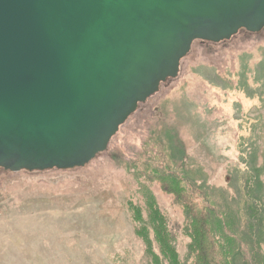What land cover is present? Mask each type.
Segmentation results:
<instances>
[{"label":"rangeland","instance_id":"rangeland-1","mask_svg":"<svg viewBox=\"0 0 264 264\" xmlns=\"http://www.w3.org/2000/svg\"><path fill=\"white\" fill-rule=\"evenodd\" d=\"M168 144L216 188L231 190L233 172L245 170L241 157L255 158L264 193V30L194 41L177 76L86 165L0 170V264H150L135 235L132 211L149 214L137 176L148 160L173 157ZM150 188L183 256L181 212L158 182Z\"/></svg>","mask_w":264,"mask_h":264},{"label":"water","instance_id":"water-1","mask_svg":"<svg viewBox=\"0 0 264 264\" xmlns=\"http://www.w3.org/2000/svg\"><path fill=\"white\" fill-rule=\"evenodd\" d=\"M264 30V0H0V169L82 167L194 41Z\"/></svg>","mask_w":264,"mask_h":264},{"label":"trees","instance_id":"trees-1","mask_svg":"<svg viewBox=\"0 0 264 264\" xmlns=\"http://www.w3.org/2000/svg\"><path fill=\"white\" fill-rule=\"evenodd\" d=\"M176 145H167L170 150L174 149L171 153L173 157H163L162 161L148 160L145 166L139 168L140 175L137 176L143 177L139 186L149 214L148 218L141 217L138 208H134L135 213H132L133 220L138 223L135 235L141 237L144 243L148 262L264 264V254L260 249L264 242V193L255 158L241 157L245 170L233 172L231 179L234 183L231 187L227 185L231 190L216 188L191 170ZM155 181L164 192L171 194L173 204L183 217L182 234L189 239L183 256L177 250L166 219L155 203L150 188ZM238 181L243 183L244 189L236 186Z\"/></svg>","mask_w":264,"mask_h":264},{"label":"bare ground","instance_id":"bare-ground-1","mask_svg":"<svg viewBox=\"0 0 264 264\" xmlns=\"http://www.w3.org/2000/svg\"><path fill=\"white\" fill-rule=\"evenodd\" d=\"M112 138V137H111ZM66 170V169H65Z\"/></svg>","mask_w":264,"mask_h":264}]
</instances>
